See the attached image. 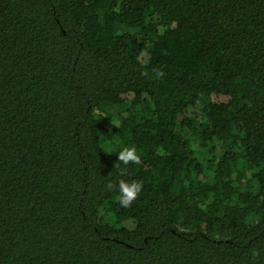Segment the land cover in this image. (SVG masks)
Masks as SVG:
<instances>
[{
    "label": "trees",
    "instance_id": "trees-1",
    "mask_svg": "<svg viewBox=\"0 0 264 264\" xmlns=\"http://www.w3.org/2000/svg\"><path fill=\"white\" fill-rule=\"evenodd\" d=\"M0 264H264V0H0Z\"/></svg>",
    "mask_w": 264,
    "mask_h": 264
},
{
    "label": "clouds",
    "instance_id": "clouds-1",
    "mask_svg": "<svg viewBox=\"0 0 264 264\" xmlns=\"http://www.w3.org/2000/svg\"><path fill=\"white\" fill-rule=\"evenodd\" d=\"M157 77L161 75V73L157 72L155 73ZM109 151H111V148H109ZM118 153L117 161L119 163H116L115 167L120 169L121 174L126 172L127 166L129 164H140L141 162V156L137 152L136 148L133 147H124L122 148ZM160 154H163L161 151ZM120 165H123L124 167L121 168ZM143 184L139 181H125L124 179H120L118 181V195L116 197L117 202L121 207L127 208L130 207L132 202L138 197L140 192L142 191ZM105 189L107 191H113L114 189H117V185H114L111 181H108L105 185ZM258 253L254 252V255Z\"/></svg>",
    "mask_w": 264,
    "mask_h": 264
}]
</instances>
